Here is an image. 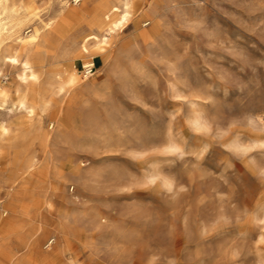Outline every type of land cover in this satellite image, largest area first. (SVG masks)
I'll list each match as a JSON object with an SVG mask.
<instances>
[{
	"label": "rangeland",
	"instance_id": "374dc122",
	"mask_svg": "<svg viewBox=\"0 0 264 264\" xmlns=\"http://www.w3.org/2000/svg\"><path fill=\"white\" fill-rule=\"evenodd\" d=\"M36 1L34 26L56 10ZM69 7L79 18L91 6ZM133 9L111 48L117 72L106 77L92 59L89 81L103 96H80L70 110L51 101L41 130L63 119L67 138L53 133L44 147L37 133L27 145L43 164L55 159L66 182L49 170L36 207L8 205L9 225L34 244L19 263L264 264V0H133ZM78 60L76 70L90 59ZM3 148L0 176L11 180Z\"/></svg>",
	"mask_w": 264,
	"mask_h": 264
},
{
	"label": "bare ground",
	"instance_id": "6f19581e",
	"mask_svg": "<svg viewBox=\"0 0 264 264\" xmlns=\"http://www.w3.org/2000/svg\"><path fill=\"white\" fill-rule=\"evenodd\" d=\"M88 2L90 11L75 18L69 0H49L48 4L56 8L55 13H45L47 19L34 26L35 20H40L36 0H0V80L5 77L9 82L8 89L0 87V153L3 146H7L13 155L12 163L16 166L11 180H4L0 176V264L60 263L58 258L53 261L45 258L37 262L24 259L19 263V250L30 247L29 252H33L34 244L29 246L21 231L12 228L5 217L10 203L16 202L22 208L31 209L38 205L36 189L49 180V170H52L51 178L56 179L59 185L66 182L62 167L55 163V159L43 164L27 151V145L37 133L35 139L44 147L50 145L53 133L67 138L63 119L50 121V132L41 130V115L48 111L50 102L55 103L57 99L59 108L70 110L74 100L80 96L96 99L103 96L102 85L89 81L93 74L91 77L82 76L83 68L92 65L95 57H99L103 66L107 67L105 72L108 74L104 73L106 77L117 72V68L111 64L116 59L111 48L118 33L135 14L133 0ZM68 19H75L76 22L70 24ZM37 47L42 50L35 54ZM53 49H59L57 56L53 55ZM76 58L90 60L80 62L81 68L76 70L75 63L79 62ZM199 119L195 120V124H199ZM54 127L56 129L53 131ZM75 161L73 158L72 163ZM80 170L79 165L71 169L78 176ZM53 242L54 239L45 248ZM66 247L65 250L69 252Z\"/></svg>",
	"mask_w": 264,
	"mask_h": 264
},
{
	"label": "built area",
	"instance_id": "2783aa9c",
	"mask_svg": "<svg viewBox=\"0 0 264 264\" xmlns=\"http://www.w3.org/2000/svg\"><path fill=\"white\" fill-rule=\"evenodd\" d=\"M78 2V1H77ZM76 2V3H77ZM93 62V61H92ZM95 72V64L93 63L92 65L90 66H86L83 68V74L82 76H88V77H91V75Z\"/></svg>",
	"mask_w": 264,
	"mask_h": 264
},
{
	"label": "crops",
	"instance_id": "0c3cea01",
	"mask_svg": "<svg viewBox=\"0 0 264 264\" xmlns=\"http://www.w3.org/2000/svg\"><path fill=\"white\" fill-rule=\"evenodd\" d=\"M94 63V62H93Z\"/></svg>",
	"mask_w": 264,
	"mask_h": 264
}]
</instances>
